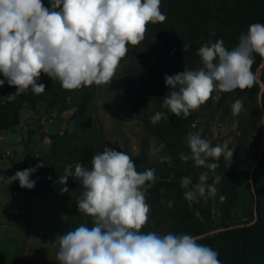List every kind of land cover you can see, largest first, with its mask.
<instances>
[{
  "label": "rangeland",
  "instance_id": "374dc122",
  "mask_svg": "<svg viewBox=\"0 0 264 264\" xmlns=\"http://www.w3.org/2000/svg\"><path fill=\"white\" fill-rule=\"evenodd\" d=\"M42 2L51 8L50 0ZM161 10L168 14L169 34L149 23L140 44L128 46L109 84L65 90L42 73L37 81L46 86L42 94L29 90L12 102L7 95L15 87L7 82L0 86V264H57L58 236L82 223L92 226V218L78 211L79 180L69 176L62 185L59 178L68 165L73 173L77 163L90 167L92 156L104 147L129 154L137 172L155 169L157 181L146 194L150 213L141 229L145 233L196 236L221 260L222 250L235 240V229L264 218V59L255 57L252 70L258 79L251 88L214 91L187 118L162 107L169 91L165 75L202 67L197 51L209 41L222 39L227 49L234 48L250 24L264 23V0H162ZM183 43L190 46L184 52ZM237 99L243 110L234 116L231 105ZM157 111L169 119L153 125L150 117ZM189 132L233 150L232 157L210 159L208 163L219 164L215 170L182 161L180 154L190 152ZM161 143L165 148L151 156ZM160 155L170 156L172 164L161 163ZM38 163L45 166L30 176L36 182L32 189L3 179ZM201 172L208 173L205 183L215 186L216 193L189 202L181 178L190 177L192 188ZM63 187L68 191L62 192ZM256 247L264 251L263 244Z\"/></svg>",
  "mask_w": 264,
  "mask_h": 264
},
{
  "label": "clouds",
  "instance_id": "9594fccd",
  "mask_svg": "<svg viewBox=\"0 0 264 264\" xmlns=\"http://www.w3.org/2000/svg\"><path fill=\"white\" fill-rule=\"evenodd\" d=\"M161 2L50 0L49 8L42 0H0V74L4 77L0 86L7 82L16 89L7 95L8 101L29 90L42 94L46 86L37 83L42 73L58 80L65 90L109 84L128 54V46L140 44L149 23L166 20ZM189 47L183 43L182 52ZM197 55L202 67L165 75L169 91L163 97L162 107L177 117L187 118L214 91L233 92L254 86L255 57L264 59V23L250 24L231 50L222 39H217L201 46ZM231 109L234 116L238 115L243 101L235 100ZM162 119L169 117L157 111L150 122L155 125ZM186 144L190 152L181 153L180 159L192 160L196 167L215 170L219 164L208 163L210 159L218 161L222 155H233V150L212 146L195 132L188 133ZM164 148L161 143L149 154L157 156ZM158 159L172 164L168 155ZM44 166L38 163L3 179L8 185L18 180L21 188L32 189L36 182L30 176ZM65 173L59 183L66 185L69 176L79 180L82 192L77 200L78 211L92 218V226L82 223L58 236L57 264H223L218 251L199 243L196 236L141 230L150 213L146 194L157 177L155 169L137 172L126 152L104 147L92 156L90 167L77 163L73 173L72 165H68ZM207 178L208 173L201 172L199 182L192 188L190 177L181 178L187 201L197 202L215 195V186L205 183ZM61 191L68 189L63 187ZM173 203L169 200L167 206L171 208Z\"/></svg>",
  "mask_w": 264,
  "mask_h": 264
},
{
  "label": "trees",
  "instance_id": "16d2710c",
  "mask_svg": "<svg viewBox=\"0 0 264 264\" xmlns=\"http://www.w3.org/2000/svg\"><path fill=\"white\" fill-rule=\"evenodd\" d=\"M163 13L164 11L161 10ZM165 14V13H164ZM168 14H166L167 16ZM168 19L164 22L151 24L160 34H169ZM264 77V70L262 72ZM231 234L235 240L224 248L220 254L223 264H245L251 259H261L264 261V251L258 250L256 245H264V218L258 219L251 225H244L235 229Z\"/></svg>",
  "mask_w": 264,
  "mask_h": 264
},
{
  "label": "water",
  "instance_id": "95a60500",
  "mask_svg": "<svg viewBox=\"0 0 264 264\" xmlns=\"http://www.w3.org/2000/svg\"><path fill=\"white\" fill-rule=\"evenodd\" d=\"M256 77L258 79V75ZM261 85L264 86V82L263 81H261ZM261 112H262V115L264 117V101L263 100H261Z\"/></svg>",
  "mask_w": 264,
  "mask_h": 264
}]
</instances>
